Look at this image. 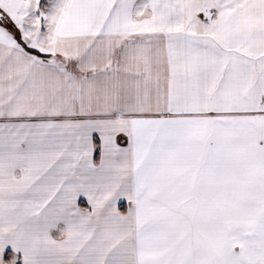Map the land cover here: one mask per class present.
Listing matches in <instances>:
<instances>
[{"label":"snow or ice","instance_id":"snow-or-ice-1","mask_svg":"<svg viewBox=\"0 0 264 264\" xmlns=\"http://www.w3.org/2000/svg\"><path fill=\"white\" fill-rule=\"evenodd\" d=\"M0 264H264V0H0Z\"/></svg>","mask_w":264,"mask_h":264}]
</instances>
